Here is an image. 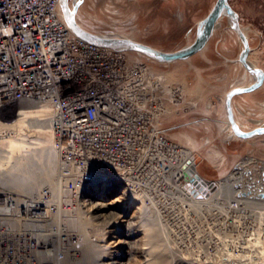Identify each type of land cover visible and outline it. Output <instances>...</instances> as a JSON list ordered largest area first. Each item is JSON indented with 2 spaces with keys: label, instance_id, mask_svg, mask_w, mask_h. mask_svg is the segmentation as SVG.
<instances>
[{
  "label": "rangeland",
  "instance_id": "374dc122",
  "mask_svg": "<svg viewBox=\"0 0 264 264\" xmlns=\"http://www.w3.org/2000/svg\"><path fill=\"white\" fill-rule=\"evenodd\" d=\"M84 1L78 10L77 20L85 29L98 34L122 35L161 51L173 52L193 42L198 23L207 16L216 0ZM228 2L238 13V22L249 39L251 50L247 59L251 65L264 71V0ZM241 46L237 35L230 30L227 17H223L205 47L186 60L160 63L147 60L135 52L127 53L130 61H144L168 85L181 89L182 93L174 104L166 103L167 110L158 121V127L167 139L192 153L197 172L202 178L211 181L227 178L235 165L247 157L264 162V134L250 139L235 138L242 140L241 143L233 141V138L227 144L225 133L229 134V131L226 127V132L223 130L226 123L223 113L225 94L232 88L247 86L254 80L237 61ZM262 84L257 90L232 99L234 113L243 130L264 125ZM11 118L5 115L1 120L8 121ZM223 138L225 161L218 166V149L221 150L220 140ZM32 140L38 139L33 137ZM51 144L53 138L50 139ZM45 157L39 153H28L21 168L22 175H31L36 181V189L40 190L54 180V171L51 174ZM62 196L64 207L67 203V209L76 208L79 214L90 220L87 234L97 238L91 248L98 250V244L105 246L106 253L101 256V252L97 251L100 257L96 254L89 264H157L160 260H164V264H188L192 260H199L198 264H229L226 260H220L221 257L228 251L237 253L226 250L225 247L229 246H224V243L221 245L223 241H233L237 230L234 213L228 208L230 197L225 200L220 197L199 210L182 206L178 201L172 202L167 209L165 206L164 215L175 214L172 219L161 217L169 229L176 227L169 232L174 249L171 256L165 250L166 240L160 233L153 210L146 212L149 204L141 202L133 192L125 191L123 185L98 187L86 200L82 198L74 206L70 204L72 201L67 192ZM144 212L147 218H143ZM120 215H124V220L137 224L131 231L132 236H126L127 229L124 226L115 231L113 220ZM242 218H245L244 215ZM257 220L244 219L240 225L245 223L246 227L241 231L250 224L258 227ZM60 230L66 241L70 233L63 227ZM165 231L168 233V230ZM118 248L125 251L119 260L116 257ZM257 250L252 252V257L257 259L256 262H262L263 258ZM81 256L82 252L76 259L67 257L61 264L66 260L70 264H80Z\"/></svg>",
  "mask_w": 264,
  "mask_h": 264
},
{
  "label": "built area",
  "instance_id": "2783aa9c",
  "mask_svg": "<svg viewBox=\"0 0 264 264\" xmlns=\"http://www.w3.org/2000/svg\"><path fill=\"white\" fill-rule=\"evenodd\" d=\"M59 2L0 0V119L13 116L27 102L51 107L55 144L77 159L72 163L82 177L75 185L77 199H85L99 185L117 182L132 191L154 185L162 186L161 193L170 189L165 187L172 189L173 182L160 176L168 173L159 174L147 163L150 155H161L158 161L164 162L167 154L181 152L158 128L163 106L174 104L181 89L168 85L144 61H130L127 51L76 37ZM252 159L260 169L262 160ZM195 166L184 158L174 168L183 173L180 186L187 194L201 187L196 197H204V182L194 179ZM29 201L18 204L14 196L0 191V204L19 209L25 216L15 215L22 221L51 218L56 212L46 192L33 207ZM19 230L20 239L0 229V264H41L33 252L41 245L29 242L28 233Z\"/></svg>",
  "mask_w": 264,
  "mask_h": 264
},
{
  "label": "bare ground",
  "instance_id": "6f19581e",
  "mask_svg": "<svg viewBox=\"0 0 264 264\" xmlns=\"http://www.w3.org/2000/svg\"><path fill=\"white\" fill-rule=\"evenodd\" d=\"M77 1L78 0H72V3L69 1L70 9H72L73 4ZM80 6L75 13V21L77 22V24H79L77 20V13L80 9ZM223 17H226V15L222 14L218 21ZM218 21L216 22V25ZM79 26L82 27V25L80 24ZM82 28L85 29L84 27ZM232 32L234 31L232 30ZM243 34H245V32ZM99 35L109 38H127L135 41L132 38L122 35L100 33ZM247 62L251 65L248 59ZM245 71L247 70L245 69ZM252 78L254 77L252 76ZM18 108L19 110L17 109V111H15L16 114L11 116V120L2 121L0 119V191L8 193V195L10 196H14L17 199L18 204H21L27 198H30L29 202L30 204H32V206L29 207H33L38 203L39 200L41 201V197L44 195V192H46L50 200V202L48 203L51 204L54 202L56 204V212L51 214V218H36V220L34 218H29V220H26V218L24 217L25 220L22 221V216H19L20 218H18V216L15 215L18 213H20V215H24L21 211H19V209H16V207H12L6 203H4V205L0 204V229H2L4 232L13 231L15 237H17L18 239L23 238L19 236L20 234L18 232H21V230L19 229H22L24 232L28 233L29 237L27 238V240L29 242L33 241L34 245L36 246L41 245L42 247L39 248L38 246L37 248L33 249L35 255H38V257L40 258L41 264H61L67 257L71 259L78 258L80 252H82V256L80 257L79 263L89 264L94 256H96L97 251L101 252V256L106 253L104 252L106 251L105 246L98 244V250L91 248L97 238L91 234H87L86 229L91 224L90 220L84 218L81 214H79L78 209L76 208L71 207L67 209V203L65 208L63 202L64 198L62 196L64 192H67L69 198L73 202V206L75 205L74 203L78 205L80 199H77L78 196L76 194L77 190L75 188V185L79 182L77 181V179L81 182L82 177H78V168L75 169L74 165L72 164L77 159L73 157L69 158L68 151L60 152L58 146H56L54 131L51 122V107L49 105L45 103L27 102L19 105ZM163 109L166 113V105L163 106ZM232 112L234 120L240 130L248 132L257 128L256 126L251 130H243L241 124L238 123V119L236 118V115L234 113L233 106ZM225 127L229 131V134L231 136L240 139L236 135H234L228 122L226 123ZM159 132H161L160 129ZM162 134L164 135V133ZM26 135H28V137L25 138ZM33 137H36L38 140H32ZM52 138L53 145H49L50 139ZM158 145L162 146L163 142L158 141ZM177 148L178 150L181 149V152L167 154L166 156H168V158L166 161L164 160L165 164L162 160L158 161V158L160 159L161 155L156 154L150 155L149 161L147 163L151 166L155 165L153 167L159 174L168 173L167 175H160L167 180H171L169 182H173L172 189L171 186L165 187V189L170 188L172 190H166V192L169 191V193L164 192L166 193V195L164 193H161L162 186L157 185L146 186L144 188H135L133 189V191L124 184H118L117 182V184L115 185H123L125 191H131L136 196H139L138 198L141 202L144 201L146 203V200L149 201V205L147 203L149 207H147L146 212L150 211V209L153 210V214L155 215V218L158 222L157 224L160 233L166 240L165 247L167 249L165 250H168V252L171 253V256L174 254V249L171 246L172 241L169 238V232L176 229V227L169 229V225H167V223L161 219V217L166 216L164 215V207L166 206L167 209V207H169L172 202L178 201L182 206H191V208H196L197 210H199L202 206L213 204L214 201H216L220 197L223 200L230 197V199L228 200V208L232 209V212L234 213L235 225L237 230L235 232L233 241H228L229 243L223 241L221 242V245L223 246L224 243V246H229L228 248L225 247L226 250H232L237 253H229L228 251L226 255L221 257L220 260H226V262L229 264H264V162L259 169L257 166L258 162L253 161L251 157H247L245 158V160H242L237 165H235L233 170L228 174L227 178L219 181L204 179L201 177L202 175L200 176V174L197 172L198 176L194 178L195 182H199V178H201V180L204 182H202V188L206 195L204 197L202 195H198L196 197V195H194L193 193L187 194L183 190V187L180 186V178L183 176V173H181V170L174 168L177 163L184 158L186 159V161H188V163H195L196 165L195 158L192 153L190 151H187V149H185L184 147L177 145ZM184 152L186 153L184 154ZM28 153H30V155L39 153L41 154V156H46L45 159L49 171L51 170V174L52 171H54L53 182L42 190L38 188V190L36 189V181L32 178L31 175L26 177L22 175L21 168L23 167V162H25V157L28 156ZM251 165L253 166L251 167ZM197 168L195 166V171H197ZM70 185L72 186L69 187ZM98 187L104 188L105 184ZM208 195L209 197H207ZM32 199H34V201H32ZM247 211L249 213H246ZM146 212L142 214L143 218L144 216L145 218H147ZM174 213L175 212H173V214ZM243 215L245 218H242ZM169 216L174 217L175 214ZM123 217L124 215H120L115 220H113V226H115V231H118L122 226L126 227V236L130 237L133 235V233L131 232L132 229H134L137 224L132 221L128 222L127 220H124ZM246 218H252L253 220L258 218L256 223L258 224V227H256L255 224H250L247 227V229H249L250 231H247V229L241 231L244 227H246V224L244 223L243 225H240V223ZM54 226L56 227L55 233L53 231ZM60 227H63V229L68 234L70 233V236L66 238V241H64V235L61 233ZM165 230H168V233ZM73 240L75 241L73 242ZM256 250L257 253L262 256V262H256L257 259L255 260L252 257V255H254V253L252 252H255ZM124 252L125 251L121 248H118V250H116V257L118 258V260L122 258ZM98 256L100 257V255ZM225 256L226 259H224ZM197 261L199 260H192L188 264H198ZM63 264H70V261L66 260ZM157 264H164V260H160Z\"/></svg>",
  "mask_w": 264,
  "mask_h": 264
},
{
  "label": "water",
  "instance_id": "95a60500",
  "mask_svg": "<svg viewBox=\"0 0 264 264\" xmlns=\"http://www.w3.org/2000/svg\"><path fill=\"white\" fill-rule=\"evenodd\" d=\"M83 0H78L73 4L72 9L69 7V0H60V10L65 23L71 32L81 40L100 47H106L119 51L135 52L142 54L149 59L160 63H172L178 60H185L200 52L209 41L215 29L216 22L222 14H225L230 29L233 30L239 38L242 48L238 55V62L254 77V82L248 86H240L230 89L225 95V112L227 122L234 135L240 139H250L264 134V126L257 127L252 131L244 132L240 130L234 120L232 112V99L235 96L247 94L259 89L264 83V71L261 68L251 66L247 62L250 51L248 39L240 26L238 13L230 6L228 0H216L207 16L202 19L197 26L196 36L192 43L173 52H164L144 43L136 42L127 38H109L99 34H94L83 29L75 21V13ZM201 187L194 192L197 195Z\"/></svg>",
  "mask_w": 264,
  "mask_h": 264
},
{
  "label": "crops",
  "instance_id": "0c3cea01",
  "mask_svg": "<svg viewBox=\"0 0 264 264\" xmlns=\"http://www.w3.org/2000/svg\"><path fill=\"white\" fill-rule=\"evenodd\" d=\"M223 113H224V117H225V119H226V116H225V111H223ZM227 121V120H226ZM227 123V122H226ZM226 123H225V125L223 126V130L225 131V126H226ZM226 132V131H225ZM225 137H226V139H227V144H229L232 140H233V136H231L230 134H227V133H225ZM228 135V136H227ZM237 139V138H236ZM235 138H234V140L233 141H235V142H242V140H236ZM223 143L225 144V138H223V139H221L220 140V147H221V150H220V148L218 149V146H216L217 147V149H218V151H219V154H218V160L217 161H219V163H218V166H219V164H221L222 162H224L225 161V156H224V154H223V151H225V147H224V145H223ZM224 149V150H223ZM223 150V151H222ZM207 153H209L208 151H207ZM223 158V159H222Z\"/></svg>",
  "mask_w": 264,
  "mask_h": 264
}]
</instances>
